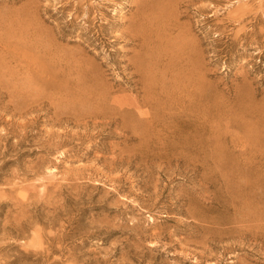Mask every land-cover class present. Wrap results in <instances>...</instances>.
<instances>
[{
	"label": "rangeland",
	"instance_id": "obj_1",
	"mask_svg": "<svg viewBox=\"0 0 264 264\" xmlns=\"http://www.w3.org/2000/svg\"><path fill=\"white\" fill-rule=\"evenodd\" d=\"M0 264H264V0H0Z\"/></svg>",
	"mask_w": 264,
	"mask_h": 264
},
{
	"label": "bare ground",
	"instance_id": "obj_2",
	"mask_svg": "<svg viewBox=\"0 0 264 264\" xmlns=\"http://www.w3.org/2000/svg\"><path fill=\"white\" fill-rule=\"evenodd\" d=\"M139 13H140L139 15H141V13H143V12H139ZM137 15H138V13H137ZM135 18H136V16H135ZM139 18H140V16L138 17V19ZM142 18H143V16H142ZM144 20H146V19H144ZM129 23H130V21H129ZM135 24L132 23L131 25L129 24V26H133ZM130 28L131 27H129V29ZM137 28H138V25H137ZM129 29L126 32V34H127L126 37H128V39L131 40L133 43H137V42L139 43V42H141L140 41V37H139L140 35L138 36L137 32L132 31V30L130 31ZM143 38H141V39H143ZM170 61H171V59H170ZM171 62H169V63H171ZM58 63H59V66L61 68L60 71H63V72H60L62 79H61L60 83H58V85H57L58 87H60V90L62 91V93L60 95V104H61V107L63 109L62 111L65 114L71 115L73 118L79 119V120H85V119H91V118H107L108 117V114H107L108 107L106 106L107 105L106 104V101H107L108 96H109L108 93H107V91H104L103 90V91H101L99 93V97H100L99 102H97V103H95V102H93V103L89 102L88 101V99H89L88 96L90 94H94V91L95 90H93V88L92 89H85L84 88L86 85H85V82L82 79V77L83 76H86V75H83L82 76L83 71H84V70H82V68H83L82 66L83 65L80 64V62L78 60H73L72 61V63H73L72 65L66 64V63L62 62L60 59L58 60ZM151 63L153 64L152 61L150 62V64ZM138 64H139V60H137V58H134L129 63L130 66L135 67L137 69L139 68L138 67ZM140 65L141 64H139V66ZM167 68H168V66H167ZM170 70H172V67H171ZM196 70H198V69H196ZM64 71H69V72H64ZM72 71H74V72H72ZM78 71H81V73L78 72ZM7 75H9V74H7ZM8 77H10V76H8ZM81 79L83 80V83H82ZM88 81H89V79H88ZM96 82L94 81V83H96ZM98 84H99V82H98ZM94 86H92V87H94Z\"/></svg>",
	"mask_w": 264,
	"mask_h": 264
}]
</instances>
